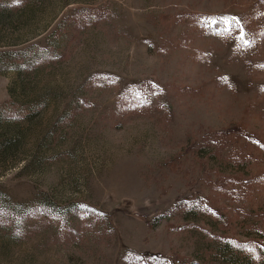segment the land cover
<instances>
[{
	"label": "rangeland",
	"instance_id": "1",
	"mask_svg": "<svg viewBox=\"0 0 264 264\" xmlns=\"http://www.w3.org/2000/svg\"><path fill=\"white\" fill-rule=\"evenodd\" d=\"M264 264V0H0V264Z\"/></svg>",
	"mask_w": 264,
	"mask_h": 264
},
{
	"label": "trees",
	"instance_id": "2",
	"mask_svg": "<svg viewBox=\"0 0 264 264\" xmlns=\"http://www.w3.org/2000/svg\"><path fill=\"white\" fill-rule=\"evenodd\" d=\"M247 264H249V263L247 262Z\"/></svg>",
	"mask_w": 264,
	"mask_h": 264
}]
</instances>
